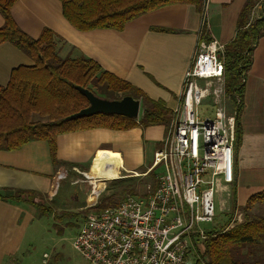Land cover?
<instances>
[{
  "label": "crops",
  "instance_id": "crops-1",
  "mask_svg": "<svg viewBox=\"0 0 264 264\" xmlns=\"http://www.w3.org/2000/svg\"><path fill=\"white\" fill-rule=\"evenodd\" d=\"M245 2L209 0L205 36L223 51L236 36ZM201 13L195 5L179 3L147 13L128 23L122 31L82 32L64 18L59 0H18L12 9L14 20L30 37L38 39L45 28L52 30L57 36L56 43L65 45L64 50L70 48L73 57L93 59L105 71L162 102L172 112L179 104L184 76L197 45L204 40ZM4 23L0 13V28ZM32 65L33 61L14 45H0V85H8L16 68ZM233 97L225 99L230 107L225 102V108L232 115L237 113V101L243 103L242 137L234 182L219 187L230 196L227 213L234 212L233 208L242 210L252 196L264 191V38L258 43L252 66L245 74L242 97ZM163 139L157 126L126 131L96 128L62 134L57 138V159L61 162L58 167L53 165L46 142L34 141L17 151L0 150V264L17 262L34 220L42 217L31 202L12 198L17 191H32L51 198L55 176L68 165L81 167L96 162L91 174L108 179L102 169L110 158L119 159L118 174L120 170L137 174L147 163L148 150H154V155ZM151 167L152 164L148 168Z\"/></svg>",
  "mask_w": 264,
  "mask_h": 264
},
{
  "label": "trees",
  "instance_id": "trees-1",
  "mask_svg": "<svg viewBox=\"0 0 264 264\" xmlns=\"http://www.w3.org/2000/svg\"><path fill=\"white\" fill-rule=\"evenodd\" d=\"M59 1L64 18L75 29L88 32L103 29L122 31L131 21L173 4H192L201 12L205 0ZM17 2L0 0V13L5 19L4 26L0 28V45H14L33 61V65L16 68L12 71L8 85H0V150L17 151L34 141L46 142L53 165L58 167L61 165L57 159L59 135L96 128L126 131L136 127L145 129L169 124L172 111L165 104L151 99L140 89L105 71L93 59L85 56L61 58L56 50L57 36L52 30L45 28L38 39L22 31L12 15ZM262 2L264 0H246L238 17L236 36L219 55L225 67V92L233 98L235 95L242 97L245 74L252 66L258 43L264 38ZM258 6H261L262 12L254 17ZM205 35L207 32L204 27L203 38L209 42ZM76 87L88 89L110 100L125 96L139 99L142 102L141 116L134 120L101 114L65 121L68 116L89 106L86 97ZM116 92L123 96L117 98L111 94ZM242 110L243 103L237 101L234 172L237 150L241 145ZM35 116L39 120H35ZM153 172L151 174L155 175ZM36 194L32 191H17L12 198L31 202L42 215L51 213L43 204L35 202ZM232 197L233 204H236L235 191ZM117 199L114 195L106 197L97 207L88 209V213L116 207L119 204ZM258 203L264 204V191L252 196L242 209L245 220L241 224L231 229H227V225L219 230L213 228L208 231L205 250L200 256L194 257L193 264H264V217L252 214V209Z\"/></svg>",
  "mask_w": 264,
  "mask_h": 264
},
{
  "label": "built area",
  "instance_id": "built-area-1",
  "mask_svg": "<svg viewBox=\"0 0 264 264\" xmlns=\"http://www.w3.org/2000/svg\"><path fill=\"white\" fill-rule=\"evenodd\" d=\"M208 3L201 13L203 27ZM222 51L213 41L197 45L168 137L149 170L156 174L155 186L149 185L144 197L87 214L74 249L90 264H193L198 238L206 237L200 224L216 219V190L234 182L236 113L229 115L223 105ZM208 98L214 117L201 119L197 107Z\"/></svg>",
  "mask_w": 264,
  "mask_h": 264
},
{
  "label": "rangeland",
  "instance_id": "rangeland-1",
  "mask_svg": "<svg viewBox=\"0 0 264 264\" xmlns=\"http://www.w3.org/2000/svg\"><path fill=\"white\" fill-rule=\"evenodd\" d=\"M261 4L264 7V2ZM260 7L256 8L254 17L261 14ZM64 48L66 46L61 42L57 43L56 50L61 58H76L73 57L70 48L67 50H64ZM111 94L117 98L123 96L122 93L117 92ZM225 96L229 98H225ZM231 98L232 96L227 95L225 92L223 105L226 106L225 99L231 100ZM226 103L227 108H230L229 102ZM213 105L211 98L203 101L197 107L198 116L201 119L213 118L216 110ZM34 119L39 120V117L35 116ZM157 127L162 131L163 140H165L168 137V124ZM153 151L148 150L147 163L144 168L137 170L139 173L129 174L120 170L118 177L115 179L89 177L88 175L94 171L96 162H93L90 166L60 169L55 176L54 194L51 198L38 194L35 196V202L43 204L51 210V213L42 215V217L39 216L34 220L28 239L24 243L23 252L19 255V259L15 264H90L74 249L75 238L85 224L90 203L97 200L98 206L101 204L102 199L113 195L117 196L119 204L128 197L146 196L148 186H153L157 181L156 174H151L153 171H149L150 168H148L153 163ZM161 171L162 169H158L156 173H161ZM229 200L228 192L223 191V189L216 190V219L213 223L200 224V228L205 231V235L213 228L219 230L228 225L226 228L231 229L245 220L242 210L227 213ZM252 214L264 217V204H256L252 209ZM205 240L206 237L198 238L199 245L192 256L198 257L201 255V252L205 250Z\"/></svg>",
  "mask_w": 264,
  "mask_h": 264
},
{
  "label": "water",
  "instance_id": "water-1",
  "mask_svg": "<svg viewBox=\"0 0 264 264\" xmlns=\"http://www.w3.org/2000/svg\"><path fill=\"white\" fill-rule=\"evenodd\" d=\"M76 89L86 97L89 106L68 116L65 121H73L84 117L96 115H117L137 120L141 114L142 102L132 96H125L121 99H105L97 96L88 89L76 87Z\"/></svg>",
  "mask_w": 264,
  "mask_h": 264
},
{
  "label": "bare ground",
  "instance_id": "bare-ground-1",
  "mask_svg": "<svg viewBox=\"0 0 264 264\" xmlns=\"http://www.w3.org/2000/svg\"><path fill=\"white\" fill-rule=\"evenodd\" d=\"M120 167V161L119 159L116 158H110L108 159L104 166H103V170L102 173L105 177H107L108 179H114L118 177V169ZM89 177H98L96 175H88ZM102 186V185H101Z\"/></svg>",
  "mask_w": 264,
  "mask_h": 264
}]
</instances>
